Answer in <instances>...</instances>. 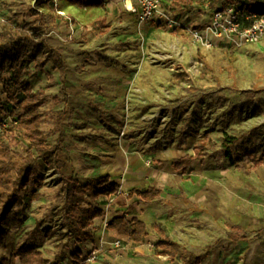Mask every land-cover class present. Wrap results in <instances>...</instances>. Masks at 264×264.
Returning <instances> with one entry per match:
<instances>
[{
    "label": "rangeland",
    "instance_id": "obj_1",
    "mask_svg": "<svg viewBox=\"0 0 264 264\" xmlns=\"http://www.w3.org/2000/svg\"><path fill=\"white\" fill-rule=\"evenodd\" d=\"M186 1L192 3V11L175 3L164 8L170 17L187 26L178 31L157 23H140L122 6L105 5L92 11L74 7L72 15L66 13L67 27L60 35L68 51V74L76 83L71 91L78 93L86 85L89 95L84 100L74 101L72 97L55 102L58 74L51 64L32 85L34 91L44 89L48 97L41 109V128L48 142L54 145L68 135V153L73 155L69 166L60 171H48L38 163L43 177L38 188L40 199L27 209L24 224L10 230L0 247V258L10 256L25 242L32 243L49 260L61 252L67 242V236L63 237L67 228L62 177L73 173L83 185L88 181L84 169L91 168L87 160L93 157L107 162L104 172L114 169L121 158L139 157L147 171L166 174L172 172L174 159L194 155V148L200 146L203 159L193 163L191 174L214 175L207 183L211 201L218 200L224 188L233 189L235 170L247 174L256 170L243 154L256 151L259 158L264 149V40L241 48H199L189 31L207 22L215 10L199 0ZM224 2L237 4L239 0ZM31 7L29 0H0V30L32 21ZM98 17H106L108 33L94 30ZM48 25L53 29L58 23ZM104 78L115 82L113 94L106 92V85L92 84ZM59 94L69 98V94ZM0 98L6 101L2 89ZM4 123L12 127L8 117ZM8 138L18 154L26 155L29 144L20 134L9 133ZM229 138L234 141L233 158L240 160L235 165L223 155L225 139ZM93 141L100 145L89 143ZM194 188H198L195 196L199 195L200 185L194 182ZM88 203L93 201L88 199ZM137 207L134 204V210ZM98 231L91 240L93 247L88 248V242L83 247L73 243L64 263L170 264L156 255L154 243L145 240L136 245L105 230ZM116 242L124 248V257L114 246ZM81 250L82 257H76ZM93 252L96 260L88 261Z\"/></svg>",
    "mask_w": 264,
    "mask_h": 264
},
{
    "label": "trees",
    "instance_id": "obj_2",
    "mask_svg": "<svg viewBox=\"0 0 264 264\" xmlns=\"http://www.w3.org/2000/svg\"><path fill=\"white\" fill-rule=\"evenodd\" d=\"M33 20L22 26L4 27L0 30V89L6 101L0 98V247L9 236L13 227L21 226L27 217V209L31 204L40 199L38 188L43 177L38 171V163L42 162L48 171H60L65 163L60 159L63 138L52 145L42 130L43 114L41 109L47 104L48 97L45 90L34 91L32 81L47 67L54 66L60 73L63 87L61 93H66L65 83L67 78V62L63 56L52 48L47 40L50 23L57 20L64 21L60 14L69 6L81 10L104 8L101 0H29ZM208 3L211 9L219 11L226 5H236L247 13L264 15V10L259 7V0H239L236 4H226L224 0H199ZM178 6L185 5L192 11V3L178 0ZM94 30L100 34L109 31L110 24L106 17H100L93 23ZM57 103L64 102L55 97ZM62 116V115H61ZM4 117L11 120L9 129L4 123ZM20 134L22 139L29 144L26 155L18 154L9 140L8 134ZM233 138L225 139L223 155L235 165L232 155L234 147ZM257 152H246L243 157H248L255 168L264 164V149L259 158ZM202 147L194 148V155H186L175 159L173 167L183 175L191 172V166L197 160H202ZM66 193L64 205V218L67 232V242L61 252L53 260L44 257L32 243L25 242L16 248L10 256L0 258V264H63L67 252L73 243L82 246L94 238V222L104 216L102 209L85 204L91 199L96 201L102 197L119 196L121 185L112 180L110 176L90 179L83 185L74 176H63ZM161 191L149 187L143 191L133 189L128 192V199L137 197L146 204H151L158 198ZM106 229L115 232L119 237L127 239L133 244H141L149 236L147 225L134 218L129 219L120 215L107 224ZM234 240H243V237H233ZM155 253L159 257H167L170 264H202L209 252L197 256L189 252L182 245L165 236L155 246ZM77 254L76 257H78ZM76 263L79 264L77 261Z\"/></svg>",
    "mask_w": 264,
    "mask_h": 264
},
{
    "label": "crops",
    "instance_id": "obj_3",
    "mask_svg": "<svg viewBox=\"0 0 264 264\" xmlns=\"http://www.w3.org/2000/svg\"><path fill=\"white\" fill-rule=\"evenodd\" d=\"M101 1L107 6H113V8L122 6L129 14L134 15L129 11L133 3L131 0ZM177 1L164 0L163 8H166V5L169 3L176 4ZM74 7H66L64 12L60 14L63 17L66 13L72 15L74 12H70L75 9ZM92 9H85V11H92ZM77 10L81 11L79 8ZM207 22L198 24L200 26L202 23L205 24ZM56 23H58L57 27L53 29L49 27L47 40L49 45L56 49L67 62L66 93L62 94H69V98L68 96L62 98L59 94L61 93L63 82L58 71H55L58 74V78L55 76L57 83L55 97L60 100H68L72 97L74 101H78L79 98L80 100H84L86 95H89V91L85 89L86 83H84L85 86L79 88L78 93L71 91L76 87L74 86L76 83L75 79L68 74L70 64L65 54V51L66 53L68 51L65 50L66 45L62 43L63 39L60 35V33L65 31L67 25L64 24L65 20H57ZM51 66L54 67L52 64ZM110 80L104 78L92 84L97 86L106 85V92L113 94L116 84ZM69 139L68 135H64L62 152L60 154V159L65 163V168L69 166L71 155H73L68 153L69 143H71ZM89 143L100 145L98 141ZM104 148L105 151L109 149L106 145ZM64 155H68L67 160L64 159ZM174 160L170 164L172 172L168 171L165 174L160 170L161 172L152 174V172L147 171L144 167L145 162L140 160L139 157L127 160L121 158L114 169H106L105 172L106 161L102 160V158L96 159L94 157L88 159L87 165L91 164V168L87 166L84 169L87 180L110 176L113 181L121 185V194L119 196L102 197L93 201V206L102 209L104 212V216L96 219L94 222L95 231L99 230L98 233H102L105 230L109 234L116 235L119 238L115 232L108 231L106 227L108 222L113 218L125 215L129 219L136 218L147 225L149 236L145 240L154 243V246L165 235L194 255L200 256L209 252L202 264H264V164L257 167L254 172L249 171V174L235 170L232 181L233 189L224 188L219 199L211 201L207 183L208 179L214 175L205 172L206 175L203 174L202 177L198 175L193 176L191 174L192 170L189 174L183 175L173 167ZM71 176L79 180V176L70 173L68 177ZM180 177L186 178V181H182ZM170 182H173L174 188L170 185ZM194 182L201 187L200 194L197 196H195V193L198 192L194 193V191L198 188H194ZM149 187H155L161 191L160 196L153 203L146 204L136 196L128 199L127 194L131 190L140 189L145 191ZM134 204L138 205L135 210ZM233 237H243L244 239L236 241ZM77 245L80 246L79 244ZM83 246H86V243L80 247ZM87 247H93V242L88 241ZM82 252L84 253V250L79 252L78 257H82ZM119 254L124 257V248L119 251ZM160 258L168 260L167 257Z\"/></svg>",
    "mask_w": 264,
    "mask_h": 264
},
{
    "label": "built area",
    "instance_id": "obj_4",
    "mask_svg": "<svg viewBox=\"0 0 264 264\" xmlns=\"http://www.w3.org/2000/svg\"><path fill=\"white\" fill-rule=\"evenodd\" d=\"M131 1L133 3L129 11L140 23L155 22L172 31L187 29L184 23H179L167 14L163 8L164 0ZM259 7L264 10V0H259ZM189 32L194 43L205 50L222 46L241 48L264 40V15L247 13L236 5H226L224 9L214 11L207 23L191 28ZM114 246L123 250L119 242ZM87 260H96V253L93 252Z\"/></svg>",
    "mask_w": 264,
    "mask_h": 264
},
{
    "label": "bare ground",
    "instance_id": "obj_5",
    "mask_svg": "<svg viewBox=\"0 0 264 264\" xmlns=\"http://www.w3.org/2000/svg\"><path fill=\"white\" fill-rule=\"evenodd\" d=\"M129 8H130V4H129Z\"/></svg>",
    "mask_w": 264,
    "mask_h": 264
}]
</instances>
